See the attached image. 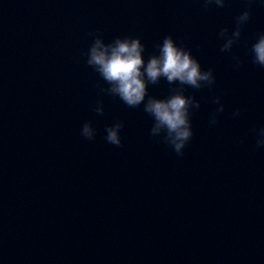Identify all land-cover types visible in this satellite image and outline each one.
<instances>
[{
    "label": "water",
    "instance_id": "1",
    "mask_svg": "<svg viewBox=\"0 0 264 264\" xmlns=\"http://www.w3.org/2000/svg\"><path fill=\"white\" fill-rule=\"evenodd\" d=\"M262 33L259 0H0V264H264ZM169 34L212 80L161 75L129 105L87 62L97 36L147 61ZM176 91L180 153L144 107Z\"/></svg>",
    "mask_w": 264,
    "mask_h": 264
},
{
    "label": "clouds",
    "instance_id": "2",
    "mask_svg": "<svg viewBox=\"0 0 264 264\" xmlns=\"http://www.w3.org/2000/svg\"><path fill=\"white\" fill-rule=\"evenodd\" d=\"M223 0H217L222 3ZM264 3V0H259ZM249 10H245L240 19H247ZM237 31V35H238ZM231 38L225 44L228 47ZM145 45L139 36H117L113 41L104 42L97 36L88 52V63L94 65L104 78L111 82V90L129 105H137L144 100L148 91V81H156L161 75L169 81L179 79L195 86L201 81L212 80V69L203 70L200 61L189 48L177 43L171 34L164 36L158 45V51L144 57ZM252 59L259 65H264V33L252 44ZM192 99L182 91H176L166 97L151 96L144 107L155 118L153 132L161 128L167 130L169 142L175 150L182 152L185 144L193 134L189 105ZM221 107H223L221 105ZM120 124L109 127L107 139L119 144L118 129ZM93 129L85 123L82 133L91 137ZM257 146H264V126L257 130Z\"/></svg>",
    "mask_w": 264,
    "mask_h": 264
}]
</instances>
